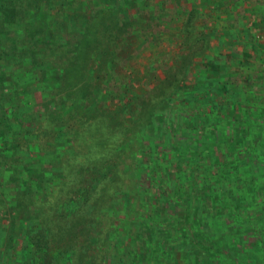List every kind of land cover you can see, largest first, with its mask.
Wrapping results in <instances>:
<instances>
[{"label":"trees","instance_id":"1","mask_svg":"<svg viewBox=\"0 0 264 264\" xmlns=\"http://www.w3.org/2000/svg\"><path fill=\"white\" fill-rule=\"evenodd\" d=\"M223 1L225 5H230V1ZM50 2L0 0V209L6 201L11 204L17 200L22 201L19 205L14 204L18 208V215H11L0 222V232L4 234V238H0L2 264H105V256L112 257L114 264H136L141 254L133 251L128 254V251L137 242L125 245L120 235L122 227L117 224L121 207L128 213L137 211L140 205L135 195L131 202L124 203V197L130 196L127 191L133 186L137 187L135 182L141 181L143 173L147 172L150 174L148 179L151 185L148 192L154 191L156 186L166 195L173 190V197L183 199H174L179 205L174 206L176 208L173 210L180 208L188 212L192 202L198 201L203 214L209 218L221 217L220 213H224L226 208L213 187L218 184L221 173L224 176L249 174V168L246 169L251 160L249 128L241 127L243 130L230 134L228 143L218 138V142L213 140L212 145H209L211 141L202 140L207 139V131L202 128L198 135L200 139L196 141L195 154H201L202 149V154H206L207 148H210L215 155L221 151L225 155L223 160L213 161L204 157L199 163L201 167L191 170L187 166L191 159L189 156L180 163L175 154L167 153L158 145L155 148L160 160L145 167L147 152L142 142L153 144V141H149V133L156 127L154 122L166 121L164 113L172 110L170 103L174 101L173 95L187 91V82H192L194 77V61L211 46L210 36L196 31V22L201 18L197 3L191 0H157L158 4L153 2L152 18L158 25H163V31L170 22H178L182 26L184 50L177 57L179 64L174 70L157 85L149 97L142 99L141 106L135 108L132 100L129 105L124 103L129 89L133 88L134 82L130 77L114 78V74L107 68L103 79H100L101 71L98 69L95 71L97 77L89 83L82 79L90 70L94 56L101 57L110 53V35L114 32H127L131 23L122 19L121 15H118L120 18L116 17L117 14L110 11L107 0H70L77 7L74 8L76 13L69 20L64 14L52 12ZM187 3H192V8L184 16L183 10L186 9L182 6ZM81 5L86 10L94 9L91 22L94 27L85 25L77 31L81 27V16L77 12ZM171 5L172 9L169 8ZM163 7L165 11L161 12ZM41 10L46 11L41 18L43 28L34 29L33 22L37 16H41ZM141 10L143 15L152 13L147 12L146 7ZM66 24H71L70 29H75L77 36L74 42L60 46L62 40L59 34L50 37L49 28H57L61 32ZM47 35L49 38H46ZM114 55H109V67L111 57L116 59L120 53L116 57ZM170 55L162 53L157 62L161 64L167 61ZM75 61L79 65L74 66ZM81 64L82 76L76 78V70H81ZM102 80L106 85L98 87L97 82ZM118 83L126 91L121 95L112 92ZM69 86L77 88V92L71 96L66 94ZM39 87L41 91L31 94L32 89L37 90ZM40 99L43 105L46 103L47 109H42L44 106L38 103ZM53 104L61 105L62 113L59 117L49 108ZM180 111L185 112V109ZM214 111L217 112L216 116L220 114L221 119L229 118L231 121L243 120L248 116L244 109L220 107ZM194 116L199 122V113L190 109L184 113L183 120L187 122L189 119L188 122H192ZM178 119L179 115L176 114V118L169 121L173 126L169 129L172 137L176 135L175 130L189 128L180 127ZM260 141L257 137L253 143L256 145ZM172 146V151H176V143L172 142ZM253 160L254 164H259L257 154ZM202 163L209 165L214 176L207 178L204 171H201ZM169 164L172 170L176 169L175 183L163 184L157 179V166ZM202 175L204 178H201ZM186 176L195 183L188 184ZM189 194L193 199L189 198ZM144 198L151 202L148 210L152 207L159 213L166 208L162 201L156 200L154 205L147 194ZM232 214L236 213L232 211ZM35 218L39 219L35 221L39 223L36 225L38 228L35 235L30 237L25 232V225ZM187 220L189 224L186 233L178 231L183 230L178 219L173 226L182 239L190 241V247L186 249L188 254L200 253L201 256L197 254L196 259L202 264L210 260L209 256L221 253L214 249L215 236L196 233V222ZM240 226L234 235L241 239L249 232L241 231ZM142 229L144 237L148 228L145 225ZM31 243L35 245L36 252L31 253ZM15 246L18 257L13 260L10 251Z\"/></svg>","mask_w":264,"mask_h":264},{"label":"rangeland","instance_id":"2","mask_svg":"<svg viewBox=\"0 0 264 264\" xmlns=\"http://www.w3.org/2000/svg\"><path fill=\"white\" fill-rule=\"evenodd\" d=\"M69 1L51 0L50 10L68 16L69 20L76 13L74 8L77 7V4L73 5ZM228 1H230L228 2L230 5L227 6L222 0H191L192 3H197V8L201 13L200 20L196 22V31L199 34L209 35L211 46L203 56L194 61L195 71L194 77H192L194 80L192 79V82L188 80L185 87L187 91L173 95L172 100L174 101L170 103L172 110L164 113L166 121L164 120L163 123L154 122L156 127L149 133L151 135L149 141H153V144L152 142H142L143 145H141L146 148L147 152V157L144 158L145 167H150V164L152 165L154 161L160 160L155 148L160 145L167 153L175 154L180 163L189 156L192 161L191 159L188 160L187 166L193 170L201 167L199 163L204 157L213 161L223 160L225 157L221 151L217 154L218 156L213 154L210 148H207L206 154H202L203 149L201 154H195L196 141L200 139L198 135L202 132V128L207 131L205 136L207 139L202 138V140L211 141L209 145H212V141L214 140L216 143L218 138L228 143L230 134L233 135L236 131H240L239 129L243 130L247 127L249 128V158L251 160L249 161V167L246 169L249 168V174L236 173L224 176L221 173L218 176V184L214 185L213 188L223 199L221 204H224L226 211L220 213L221 217L209 218V216L203 214L201 204L198 201L192 202L188 212L184 209L180 210V208L173 210L176 208L174 206L179 205L176 203L178 201L174 199H183L173 197V190L166 195L163 191H159L156 186L154 191L148 192L151 186L149 185L150 179H148L150 174L144 172L142 180L135 182L137 187L133 186L127 191L130 196L124 197V203H126L131 202L135 195L138 205L140 202L137 211L126 213L125 209L121 207L119 209L121 216L117 223L122 227L120 235L123 236L125 245L131 244L133 241L137 242V244L134 243L132 250L128 251V254L132 251L138 253V255L141 254L137 258L139 260L136 261V264H195L197 254L200 255V253L193 252L189 255L186 249L190 247V241L184 240L181 235H178L179 232H187L189 224L187 219L196 222L194 227L196 233H208L213 237L215 236L214 249L221 251V253L209 256L210 260L202 264H264V0ZM107 2L110 11L117 14L116 17L121 15L122 19L131 23L130 28H127L128 34H125L127 32L124 31L122 34L114 32L110 35L108 39L111 42L109 45L110 53H105L101 57L94 56L92 62H90V70L88 69L87 75L82 79H86V82L89 83L97 77L98 74L95 72L97 69L99 72L101 71L99 74L100 79H103V75L108 69L114 74V78L116 76L119 78L130 77L134 82L132 83L133 88L129 89L128 97L124 103L129 105L132 100L135 102L134 107L137 108L141 106L142 99L149 97L157 85L163 82L175 66L179 64L177 57L183 54L182 41L185 36H182V26L178 22H170V25L163 31V25H158L153 20L152 5L153 2L157 3V0H117V2L107 0ZM192 3L182 6L183 9H186L183 10L184 16H187L191 10ZM142 7H146V11H152V13L149 12V15H143L141 13ZM169 8L172 9V5ZM164 9L165 7L161 8L160 11L163 12ZM93 11V8L86 10L84 5L80 6L77 12L81 16V27L77 28V31L85 25H92ZM41 12V16H37V19L33 22L34 29L40 28L42 30L43 28L41 18H43V13L46 11L41 10ZM68 23L72 22L68 21ZM92 26L94 27V25ZM70 27H72L71 24L64 25L61 32L57 28H49L51 30L50 37L59 34L62 40L60 46L67 42H74L77 31L70 29ZM46 38H49V36L47 35ZM111 53H115L116 56L117 53H120V55L118 57L114 55L116 59L111 57L112 62H110L109 67L108 58ZM162 53L164 55L171 53V55L167 61L165 60V62L159 64ZM76 65L79 64L75 61L74 66ZM80 67L81 70H76V78L82 76L80 75L83 68L82 64ZM104 85L106 84L103 80L97 82L98 87H104ZM117 85V88H114L112 92L118 95L126 92L124 88H120L121 84L118 83ZM41 89V87L37 90L32 89L31 94L37 93ZM189 90L194 91L192 93ZM76 92L77 88L75 87L69 86L66 90V94L69 96ZM194 93L197 96H193ZM38 103L43 105V100H38ZM45 105L46 103L42 109L48 108ZM220 107L244 109L247 111L248 116H245L243 120L221 119L220 114L216 116L217 112L214 111L220 109ZM49 108L57 117L62 113L61 105L53 104ZM181 109H185V112H179ZM190 109H194L196 113H199V122L196 116H194L192 122H188L189 119L187 122L183 120L184 113H187ZM176 114L180 118L178 119L179 126L189 128L175 130L176 135L172 137L170 128L173 126L169 121H173ZM184 123H186L185 126H182ZM198 127H201V129ZM182 134H186V136H182ZM191 137L192 139H189ZM257 137L261 141L254 145L253 141L257 140ZM172 142L173 144L176 143L178 151L177 149L172 151ZM256 154L260 159L259 164L253 162ZM163 167L166 169H162ZM163 167L157 166V179L162 181L163 184L175 183L176 169L172 170L170 164ZM203 168L206 170H203ZM201 171H204L207 178L213 175V170L206 163H202ZM201 178H204V175ZM189 179L186 176L187 183L193 185L195 182ZM123 193L125 194V192ZM146 194L151 198L153 204L156 200L162 201L161 203L166 205V208L159 213L152 207L148 210L147 207L151 202L148 199L145 200L144 196ZM104 196H106L105 193ZM190 197L193 199V196L189 194ZM21 202L17 200L14 204L19 205ZM27 202L28 200L25 201V204ZM180 202L181 204L184 203L183 201ZM14 204L8 201L5 202L3 208L0 209V222H4L11 215H18V208ZM232 211L236 214H232ZM119 215L120 213L117 217ZM37 219L30 220L25 225V232L30 237L35 235L38 228L36 225L39 223L35 222ZM177 219L183 228V230H178L179 232L173 226ZM55 220L59 221L57 218ZM213 223L214 226H211ZM241 224H244V226H240ZM145 225L148 229L145 233L146 237L145 234L142 237V227ZM239 226L242 227L241 231L249 232L241 239L234 235ZM44 230L39 232L47 233ZM0 235L2 236L1 239L4 238L3 232H0ZM31 245L33 244L31 243ZM30 251L31 253L36 252L35 245L31 246ZM10 255L14 256V258L10 257L13 260L18 257L16 246L10 251ZM1 257L2 255L0 256V264L3 263ZM32 258L34 259V255ZM112 259L110 256H105V264H114ZM17 263L19 264V262ZM34 264L37 263L34 262ZM60 264L64 263L61 262ZM66 264H69V262ZM196 264H201L200 260Z\"/></svg>","mask_w":264,"mask_h":264}]
</instances>
